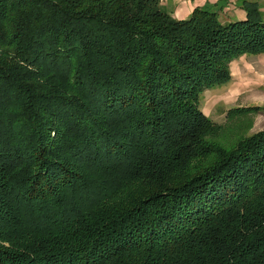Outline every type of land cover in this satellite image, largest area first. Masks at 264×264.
Here are the masks:
<instances>
[{"label":"trees","instance_id":"trees-1","mask_svg":"<svg viewBox=\"0 0 264 264\" xmlns=\"http://www.w3.org/2000/svg\"><path fill=\"white\" fill-rule=\"evenodd\" d=\"M243 7L0 0V264H264V128L200 109L264 52Z\"/></svg>","mask_w":264,"mask_h":264},{"label":"crops","instance_id":"crops-1","mask_svg":"<svg viewBox=\"0 0 264 264\" xmlns=\"http://www.w3.org/2000/svg\"><path fill=\"white\" fill-rule=\"evenodd\" d=\"M244 1L161 0V4L176 19H184L189 16L195 7H203L218 11L221 21H237L245 19ZM251 1L258 4L264 15V0ZM229 73L230 78L225 84L223 83L224 86L209 88L218 91V102L222 103L228 109L227 111L252 106L264 108V52L257 54L244 53L233 58L229 62ZM201 94L200 96H202Z\"/></svg>","mask_w":264,"mask_h":264},{"label":"rangeland","instance_id":"rangeland-1","mask_svg":"<svg viewBox=\"0 0 264 264\" xmlns=\"http://www.w3.org/2000/svg\"><path fill=\"white\" fill-rule=\"evenodd\" d=\"M225 84V83H224ZM224 84L217 85L215 88H220ZM213 88V87H212ZM200 96V108L204 114L215 122L216 124H231L236 126H242L244 128L243 134H250L256 130L264 128V108L258 107L257 110H252L244 113H237L233 118L227 116V108L218 102L219 93L212 89H205Z\"/></svg>","mask_w":264,"mask_h":264}]
</instances>
